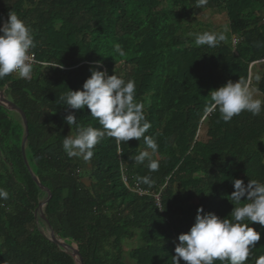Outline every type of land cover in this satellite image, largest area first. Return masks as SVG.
<instances>
[{"label":"trees","instance_id":"trees-1","mask_svg":"<svg viewBox=\"0 0 264 264\" xmlns=\"http://www.w3.org/2000/svg\"><path fill=\"white\" fill-rule=\"evenodd\" d=\"M195 4L0 0V27L15 13L32 30V50L48 64L33 68L30 80L16 74L0 80V89L7 86V97L27 117L29 164L21 117L0 105V188L9 193L0 200V264H77L48 239L41 212L57 235L77 245L83 264H173L178 236L190 230L199 207L230 219L232 180L264 183V111H245L229 122L218 110L205 114L211 91L239 79L250 84L251 65L264 61V0H208L201 9ZM205 11L233 14L234 45L196 46L189 36L193 18ZM117 43L123 57L114 53ZM90 69L135 81L136 99L151 124L145 135L158 144L152 154L158 171L150 172L147 160L134 162L146 150L143 138L117 145L106 136L87 163L63 151V139L76 133L67 114L80 126L101 127L87 107L67 109L61 100L69 89L82 90ZM256 92L264 96V73ZM145 176L150 184L139 182ZM250 226L261 233L246 262L255 264L264 256V227ZM134 240L141 245L127 249Z\"/></svg>","mask_w":264,"mask_h":264},{"label":"clouds","instance_id":"clouds-1","mask_svg":"<svg viewBox=\"0 0 264 264\" xmlns=\"http://www.w3.org/2000/svg\"><path fill=\"white\" fill-rule=\"evenodd\" d=\"M208 0H196L195 7L203 8ZM196 46L217 47L225 40L224 34L203 32L194 34ZM35 47L31 28L15 13L0 27V80L10 74L30 80L33 62L30 50ZM114 53L123 57L125 51L120 44L114 45ZM56 67V66H54ZM91 75L82 85V90H68L61 97L67 109L90 110V116L98 120L100 128L80 126L74 114H67L65 122L76 126L74 135H67L62 141L63 151L69 158H82L86 163L94 156V148L104 138H112L117 145L129 140L143 138L146 150L134 157L136 164H144L150 172L159 170V161L152 158L158 151L153 137L145 133L151 127L144 112V103L136 99V83L125 81L117 75H107L105 71L90 69ZM257 75L256 80L260 81ZM255 89L249 82L228 81L225 85L211 91L210 102L205 114L219 112L224 122H229L242 112L258 116L264 111V100L256 98ZM151 150V152L149 151ZM139 182L150 184L148 176L139 178ZM234 191L231 193L235 207L229 218H221L215 213H205L203 207L197 209L195 222L187 233L179 234V243L175 247L173 264H246L261 239V233L252 225L258 223L264 227V183L250 179L247 184L241 179L232 180ZM9 193L0 188V200H7ZM241 201H245L241 203ZM255 264H264V256L255 259Z\"/></svg>","mask_w":264,"mask_h":264},{"label":"rangeland","instance_id":"rangeland-1","mask_svg":"<svg viewBox=\"0 0 264 264\" xmlns=\"http://www.w3.org/2000/svg\"><path fill=\"white\" fill-rule=\"evenodd\" d=\"M261 16L264 17V12L261 13ZM233 18H234L233 14L230 17H227L226 14L215 15L214 12H211V11L197 13L195 17L193 18L194 19L193 21L194 31L189 36L195 39L194 34L203 33V32H215L218 34H224L225 35L224 41L228 44L234 45L236 38L230 34V30H229V23ZM252 68L253 70H252V75H251L252 77L251 88L256 90V84H257L256 76L257 75L261 76L262 73H264V63L263 64L257 63ZM6 88L7 86L3 85V87L0 89V93H2V91ZM255 94H256V91H255ZM256 98L263 100L264 96L258 93V96H256ZM204 134L205 132H201V137L204 136ZM140 245L141 243L139 241L134 240L132 242H128L126 244V247L127 249H130L132 247H137Z\"/></svg>","mask_w":264,"mask_h":264},{"label":"water","instance_id":"water-1","mask_svg":"<svg viewBox=\"0 0 264 264\" xmlns=\"http://www.w3.org/2000/svg\"><path fill=\"white\" fill-rule=\"evenodd\" d=\"M254 64L251 65V67L253 66ZM6 89H4L2 91V93H0V105L3 106V107H6L7 109L11 110V111H14L16 112L20 117H21V120L23 122V125H24V128H25V135L23 137V140L22 141V153H23V157H24V160L25 162L27 163V165L29 166L28 164V150H27V144H28V120H27V117L25 115V113L22 111V109H20L11 99H9L5 93ZM34 176V175H33ZM34 179L36 181V183L39 185V187L42 189V190H46L48 195H49V198L51 197V193L49 190L45 189L39 182L38 178L36 176H34ZM49 198L47 199H44L40 202L39 204V208L36 209V216L38 215L39 212H41V209L48 203L49 201ZM43 221L45 222V224L47 225V237L48 239L53 242L54 244H57L59 246H61V248H63L66 252H68L69 254H71L75 260H76V263L77 264H83V259H82V256L78 250V247L76 244L74 243H68L67 240H64L62 239L59 235H57L55 233V231L53 230L49 220L45 217V215L41 212L40 213Z\"/></svg>","mask_w":264,"mask_h":264},{"label":"built area","instance_id":"built-area-1","mask_svg":"<svg viewBox=\"0 0 264 264\" xmlns=\"http://www.w3.org/2000/svg\"><path fill=\"white\" fill-rule=\"evenodd\" d=\"M30 54L32 55V62H33V68H35V67H38V66H45V65H48L47 63H45V62H41L39 59H38V57H37V55H36V53L31 49L30 50ZM13 74H15V73H13ZM17 75V74H16Z\"/></svg>","mask_w":264,"mask_h":264},{"label":"crops","instance_id":"crops-1","mask_svg":"<svg viewBox=\"0 0 264 264\" xmlns=\"http://www.w3.org/2000/svg\"><path fill=\"white\" fill-rule=\"evenodd\" d=\"M257 63H262V64H263V63H264V61H263V62H262V61H259V62H257ZM257 63H254V65H255V64H257ZM254 65H253V66H254ZM253 66H252V67H253ZM262 75H263V73H262ZM262 75H261V77H262ZM251 79H252V77H251ZM251 79H250V84H251V82H252V80H251ZM256 82L258 83L259 81H256ZM256 86H257V84H256ZM255 95H256V96H258V93L256 92V94H255Z\"/></svg>","mask_w":264,"mask_h":264}]
</instances>
